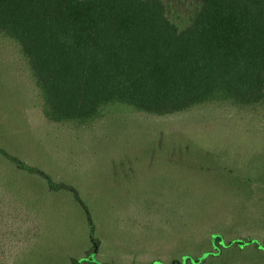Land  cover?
I'll list each match as a JSON object with an SVG mask.
<instances>
[{
  "label": "rangeland",
  "instance_id": "374dc122",
  "mask_svg": "<svg viewBox=\"0 0 264 264\" xmlns=\"http://www.w3.org/2000/svg\"><path fill=\"white\" fill-rule=\"evenodd\" d=\"M202 1L161 0L179 30ZM0 142L19 156L16 166L1 169L28 184L20 197L16 190L23 186L0 181V264H14L13 257L29 249L40 258L30 264H71L77 253L113 264H181L185 256L205 255L215 233L223 242L264 245V110L215 102L157 117L118 106L83 127L48 123L17 45L0 37ZM123 151L153 155L135 157L142 167L132 165L134 157L113 162ZM47 177L53 187L64 182L60 193L44 183ZM71 188L89 203L101 201L93 214L102 226L94 232L106 239L110 231V245L108 236L102 245L90 239L87 228L90 247L80 249L78 218L66 208L60 214L32 208L40 195L62 206L73 200ZM109 188L129 198L106 214V203L114 200ZM255 248L237 245L205 264H264Z\"/></svg>",
  "mask_w": 264,
  "mask_h": 264
},
{
  "label": "trees",
  "instance_id": "16d2710c",
  "mask_svg": "<svg viewBox=\"0 0 264 264\" xmlns=\"http://www.w3.org/2000/svg\"><path fill=\"white\" fill-rule=\"evenodd\" d=\"M0 37L17 45L48 123L83 127L118 106L157 117L215 102L264 110V0H203L183 30L161 0H0ZM2 143L0 181L23 186L16 190L23 197L28 184H19L17 172L1 169L16 166L19 156ZM52 180L47 177L44 183L60 193L64 182L54 188ZM47 196L40 195L32 208L39 213L50 207L54 214L66 208L78 218L80 249L90 247L88 229L90 239L102 245L108 236L111 244L110 231L106 239L94 232L102 226L93 214L101 201L91 198L89 203L75 189L73 200L61 201L62 206ZM110 207L106 203V214ZM211 237L205 255L185 256L181 264L214 262L237 245L256 247L264 255V245L256 240ZM79 255L71 264H113L95 254ZM34 259L40 258L33 250H23L13 263Z\"/></svg>",
  "mask_w": 264,
  "mask_h": 264
},
{
  "label": "crops",
  "instance_id": "0c3cea01",
  "mask_svg": "<svg viewBox=\"0 0 264 264\" xmlns=\"http://www.w3.org/2000/svg\"><path fill=\"white\" fill-rule=\"evenodd\" d=\"M144 155L145 156H151V155H153V154H149V153H144V154H142L141 152H139V154L137 153V154H135V155H133V154H131V152L130 151H123V152H121V154H117V156L115 157V155H114V160H113V162H118L119 160L118 159H116V158H120V157H134L133 158V160H131V162H132V165H135V166H139V167H142V165H139L140 163H143V161H141V160H135V157L136 158H138V157H144ZM124 161V160H123ZM125 162V161H124ZM110 170V169H109ZM118 170V169H117ZM110 171H113V173H114V169L113 170H110ZM119 171V170H118ZM122 178V177H121ZM120 177L117 179V180H120L121 179ZM110 182H111V177H110ZM115 180V179H114ZM113 180V181H114ZM122 180H123V184H124V178H122ZM116 181V180H115ZM121 181V180H120ZM117 187H120V184H119V182L117 183V185H116ZM110 187V186H109ZM124 187H127V186H125L124 185ZM123 187V188H124ZM111 188V187H110ZM109 188V189H110ZM112 189H115V188H112ZM120 189V188H119ZM125 195L126 194H124V196H122L121 194H119V192H115V191H113V192H111V190L109 191V194H108V198H111V199H114V200H112V201H110V200H108V206H110V205H114V204H118L119 206H124V205H126L127 203V201L126 200H128V198L129 197H127V199L125 198ZM120 197H122V198H120ZM117 200V202L116 203H113V202H115ZM118 210V209H117ZM110 212H111V210H110ZM109 213V212H108ZM111 213H115V209H113L112 210V212ZM110 213V214H111Z\"/></svg>",
  "mask_w": 264,
  "mask_h": 264
}]
</instances>
